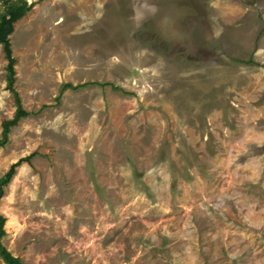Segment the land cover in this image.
I'll use <instances>...</instances> for the list:
<instances>
[{
    "label": "rangeland",
    "instance_id": "1",
    "mask_svg": "<svg viewBox=\"0 0 264 264\" xmlns=\"http://www.w3.org/2000/svg\"><path fill=\"white\" fill-rule=\"evenodd\" d=\"M27 1L9 38L29 115L0 176L35 155L4 187L3 245L26 264H264V0ZM6 64L0 45V136Z\"/></svg>",
    "mask_w": 264,
    "mask_h": 264
},
{
    "label": "trees",
    "instance_id": "2",
    "mask_svg": "<svg viewBox=\"0 0 264 264\" xmlns=\"http://www.w3.org/2000/svg\"><path fill=\"white\" fill-rule=\"evenodd\" d=\"M0 2H2L5 6L4 13L0 15V45L2 46L4 57L7 61L5 67L6 89L11 92L15 103L14 115L11 118L5 119L1 122V148L4 147L9 141V133L11 128L16 126L22 118L29 115V112L22 105L18 91L14 87L16 59L12 53L9 36L13 32V24L32 9L34 2H28L27 0H0ZM84 85L85 83L78 85L65 83L61 86L60 92H63L66 89L76 90ZM34 155L35 153H30L26 156L18 158L16 161L11 163L7 171L2 176H0V199L3 196L4 187L12 180L16 172V168L23 162L29 163ZM5 221V216L0 214V258L5 264H26L21 260L20 257L13 255L12 252L9 251L1 241L2 237L6 234L4 228Z\"/></svg>",
    "mask_w": 264,
    "mask_h": 264
}]
</instances>
